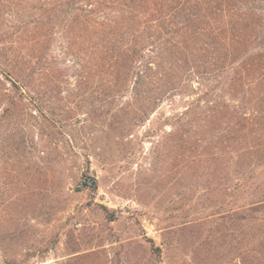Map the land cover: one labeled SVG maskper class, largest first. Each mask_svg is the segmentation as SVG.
Returning a JSON list of instances; mask_svg holds the SVG:
<instances>
[{
    "label": "rangeland",
    "instance_id": "374dc122",
    "mask_svg": "<svg viewBox=\"0 0 264 264\" xmlns=\"http://www.w3.org/2000/svg\"><path fill=\"white\" fill-rule=\"evenodd\" d=\"M65 3H0V264H264V205L245 206L264 154L247 180L201 109L184 120L207 87L154 103L111 83L95 40L71 55Z\"/></svg>",
    "mask_w": 264,
    "mask_h": 264
},
{
    "label": "trees",
    "instance_id": "16d2710c",
    "mask_svg": "<svg viewBox=\"0 0 264 264\" xmlns=\"http://www.w3.org/2000/svg\"><path fill=\"white\" fill-rule=\"evenodd\" d=\"M65 6L69 53L77 38L95 40L99 65L112 69L115 86L157 85L154 103L195 91V84L207 87L181 116L195 121L192 112L201 109L204 128L228 144L227 164L247 170V180L257 177L254 171L264 154V0H66ZM28 64L32 79L36 63ZM8 76L15 85L24 83L14 70ZM263 205L264 195L245 206L251 211Z\"/></svg>",
    "mask_w": 264,
    "mask_h": 264
},
{
    "label": "built area",
    "instance_id": "2783aa9c",
    "mask_svg": "<svg viewBox=\"0 0 264 264\" xmlns=\"http://www.w3.org/2000/svg\"><path fill=\"white\" fill-rule=\"evenodd\" d=\"M89 184H91V182Z\"/></svg>",
    "mask_w": 264,
    "mask_h": 264
}]
</instances>
